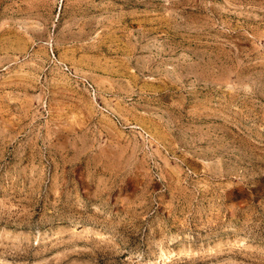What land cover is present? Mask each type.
Here are the masks:
<instances>
[{"label":"rangeland","instance_id":"374dc122","mask_svg":"<svg viewBox=\"0 0 264 264\" xmlns=\"http://www.w3.org/2000/svg\"><path fill=\"white\" fill-rule=\"evenodd\" d=\"M0 264H264V0H0Z\"/></svg>","mask_w":264,"mask_h":264}]
</instances>
